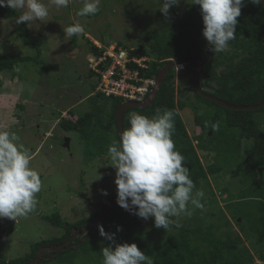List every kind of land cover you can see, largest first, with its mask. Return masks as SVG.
<instances>
[{
	"label": "rangeland",
	"instance_id": "rangeland-1",
	"mask_svg": "<svg viewBox=\"0 0 264 264\" xmlns=\"http://www.w3.org/2000/svg\"><path fill=\"white\" fill-rule=\"evenodd\" d=\"M42 2L49 9L48 16L42 21L17 24L16 18L0 17V57L7 54L31 56L36 57L38 63L35 65L30 60L15 69L0 72V131L14 133L18 137L17 145L28 152L30 167L38 172L42 181L41 190L35 197L37 203L34 210L0 229V251L7 259L23 256L30 251L33 243L63 233L44 215L57 211L64 219L75 222L94 215L111 195L117 196L114 183L116 170L110 165L108 153L93 156L95 147L92 144H88L79 133H66L59 126L58 118L67 116V111L78 114L89 109L87 96L95 79L88 73L89 67L94 66L96 61L90 53L87 38L98 47H104L99 41L104 39L110 46L117 47L119 43L124 48H136L141 43L149 45L148 37L156 31L167 36L178 21L188 15L193 20L189 30L194 35H197V26L203 21L200 6L194 4L195 0H180L178 5H173L176 13L169 9L167 17L159 11L161 0H100L99 14L84 17L77 15L84 6V0H69L66 8H57L50 0ZM17 12L22 14V10ZM76 23L83 26L84 32L71 40L66 39L64 29ZM201 42L206 59L223 52L230 55L235 49L230 42L225 51L214 53L209 50L204 37ZM175 67V84L178 87L183 71ZM176 93L178 110L205 168L217 162L224 167L220 172L209 173L201 180L199 189L194 191V194L196 191L203 192V197L199 198L202 207L189 204L191 214H181L175 217V222L204 228L213 224V231L220 233L231 230L234 236L241 237L254 258L253 262L246 264H264V240L258 241L259 226L252 229L250 222L261 218L256 197L261 199L264 184L262 181L254 184L258 176L252 168H245L237 177L232 174L236 164L246 156L244 148L250 147L253 141H243L240 158L236 147L232 146V139L228 140L226 136L216 137L220 147L231 149L223 158L217 160L215 153L202 152L196 139L201 134V128L194 124V117L199 115L202 122H206L210 114L207 104L201 102L200 107L192 108L190 100H194L193 91L186 96L178 88ZM77 116L72 118L76 120ZM254 118L264 129V111L255 112ZM220 123L223 121L217 124L221 128ZM113 134L108 136L110 144L116 142ZM67 137L70 148L65 146ZM243 205L251 215L238 225L233 215L236 207ZM141 219L143 237L135 244L152 262L156 241V230L151 226L154 218ZM261 231L264 232V227ZM109 242L100 236L97 229L90 238L85 239L84 236L75 242L76 246L46 257L43 264H71L73 261L74 264H102L101 249ZM245 253L247 257L248 253Z\"/></svg>",
	"mask_w": 264,
	"mask_h": 264
},
{
	"label": "trees",
	"instance_id": "trees-1",
	"mask_svg": "<svg viewBox=\"0 0 264 264\" xmlns=\"http://www.w3.org/2000/svg\"><path fill=\"white\" fill-rule=\"evenodd\" d=\"M170 10L176 13L173 6L170 7ZM99 12L90 16H96ZM18 16L17 10L0 7V17L12 19ZM192 21L191 16L188 15L186 18L179 20L167 36L156 31L148 37L149 45L141 43L136 48L129 47L130 56H147L152 59L147 62V69L141 68L133 62L128 66L133 70L137 69L140 77L151 78L157 76L172 60L200 59L202 66L198 80L205 93L238 106L262 103L264 101L263 3L256 5L251 3L250 0H245L244 6L241 8V15L237 18L236 38L231 41L235 49L230 55L223 52L211 59L204 58L201 42L203 38V21L197 26V35L192 34L189 30V25L193 23ZM86 41L93 58L98 59L104 54V49L95 45L91 39L87 38ZM99 41L104 46L110 45L104 39ZM30 44L36 46L34 43ZM118 45L120 44L118 43ZM37 47L39 49L38 45ZM30 60L34 61L35 65L38 64L36 57L14 54L3 55L0 57V72L5 69H15L20 64ZM110 61L111 58H108L107 61L100 63L98 69L105 70ZM87 66L89 67L88 60ZM41 67H45V65ZM42 69L44 70V68ZM193 69L194 66L192 64L184 66L178 87L175 84V70L174 68L170 69L164 81L160 84L158 93L151 105L143 108L129 107L125 110L123 128L127 129L130 126L129 113L135 112L151 118L156 114L157 109L173 110L175 113V128L172 140L175 143V149L185 158L184 165L189 169V177L195 184L194 191L199 189L203 178H206L209 173L220 172L224 165L217 162L205 168L197 147L193 144V140L187 131V126L178 110L176 104L177 89L180 88L181 92L186 96L187 94L189 95V91H193L194 100L190 98V103L193 104L192 108H198L200 107L199 104L204 102L210 112L207 115L206 122H202V117L199 115L194 117V124L202 130L201 134L196 137L199 149L204 153H215L217 160H219L223 158V155L229 153L231 149L220 147L217 144L216 137L226 136L228 140L232 139V146L234 145L233 148L236 147V152H238L240 158L243 141L252 140V145L244 148L245 158L236 164L232 174L237 177L245 168H252L258 176L254 184L257 185L261 181L264 184V129L260 128L259 122L254 118V113L264 111V106L257 110L229 109L201 96L192 80ZM88 75L93 76L95 79L91 86V93L87 96L89 109L82 110L78 114L72 110L67 111L69 114L59 117L58 120L59 126L66 133H79L81 138L85 139L88 144H92L91 146L95 147L93 156H97L108 153L109 146L113 144L108 141L110 134L114 133L113 136L116 142L119 141L117 111L123 100L95 92L100 73L89 67ZM72 115H78L77 119L74 120ZM220 120L223 121V123H220L222 124L221 128L219 125L217 126ZM259 168H263L262 177H260ZM261 196L263 197L264 194L260 193ZM115 197L116 195H111L94 215L81 218L75 222H69L64 219L60 212L57 211L44 215L43 217L55 228L63 231L62 235L33 243L30 251L18 258L7 259L0 251V264H28L37 256L41 248L64 243L73 234L74 229L82 228L83 232L84 227L90 225ZM262 197L261 199L258 196L256 197V201H259L257 210L261 218L250 220L252 229L257 228L256 226L260 227H258L257 232L259 234L258 241L260 242L264 240V232L261 231L262 227H264V200ZM245 207L246 205L236 207L237 211L234 213L233 218L238 225H241L244 218L251 215H249L248 209L246 210ZM239 218L241 221H239ZM171 219L172 224L167 231L163 228L158 229L154 226V222L151 223V226L155 227L156 230L155 249L151 264H246L253 262L254 258L251 257L252 255L243 244L241 237L238 235L234 236L233 231L224 230L221 233L213 231V224L208 228L200 225L188 227L175 222V217ZM99 225L104 227L105 232L115 233L117 243L127 242L132 244L139 242L140 237H143L144 225L142 219L126 211L118 204L110 210ZM118 226L120 228L119 231H117ZM97 229L98 227L93 231L84 232V236L87 234L90 238ZM171 229L175 231L171 232ZM80 239L76 238L74 242H78ZM245 252L248 253L247 257L244 256V254L246 255ZM51 254L45 253L38 264H43L44 259L46 257L49 258ZM74 263L75 261L71 264Z\"/></svg>",
	"mask_w": 264,
	"mask_h": 264
},
{
	"label": "clouds",
	"instance_id": "clouds-1",
	"mask_svg": "<svg viewBox=\"0 0 264 264\" xmlns=\"http://www.w3.org/2000/svg\"><path fill=\"white\" fill-rule=\"evenodd\" d=\"M50 2L57 8H66L69 4V0ZM244 2L195 0L194 4L200 6L202 15V35L210 51L223 52L236 38L237 18L241 15ZM250 2L260 5L262 0ZM99 3L100 0H84V6L77 15H94L99 10ZM179 3L180 0H161L159 11L167 17L170 7ZM0 7L22 10V14L16 17L17 24L42 21L49 14L42 0H0ZM83 32L84 28L79 23L64 29L68 40ZM124 49L129 50V47ZM185 65L180 64L177 68L183 71ZM174 118V111L168 109H157L151 118L129 113L130 126L122 130L119 141L108 148L110 165L116 170L114 183L117 186V204L144 220L154 218V226L165 231L172 224V217L191 214L189 204L196 208L202 207L199 198L204 195L202 191L194 194L195 184L189 177V169L184 165L185 158L175 149L172 140ZM17 139L14 133L0 131V218L12 220L26 217L34 210L36 194L42 187L40 175L30 167V156L17 145ZM97 227L100 236L111 242L101 249L102 264H151L148 256L135 243H117L115 233L105 232L102 225Z\"/></svg>",
	"mask_w": 264,
	"mask_h": 264
},
{
	"label": "built area",
	"instance_id": "built-area-1",
	"mask_svg": "<svg viewBox=\"0 0 264 264\" xmlns=\"http://www.w3.org/2000/svg\"><path fill=\"white\" fill-rule=\"evenodd\" d=\"M104 48V54L94 59L96 64L91 66L93 70L100 73L96 91L106 96L121 98L123 102H144L150 95L156 84V77H140L137 69H131L128 65L135 63L139 67L147 69V56H130V52L122 47H100ZM111 58L105 70L98 69V65ZM91 61V60H90Z\"/></svg>",
	"mask_w": 264,
	"mask_h": 264
},
{
	"label": "water",
	"instance_id": "water-1",
	"mask_svg": "<svg viewBox=\"0 0 264 264\" xmlns=\"http://www.w3.org/2000/svg\"><path fill=\"white\" fill-rule=\"evenodd\" d=\"M263 6H264V0H262ZM192 64L194 66V69L192 71V80L194 82V85L196 87V90L199 92V94L205 98L210 99L211 101L229 108V109H242V110H257L260 109L264 106V101L260 104L257 105H247V106H238V105H233V104H229L227 102H225L224 100L215 97L213 95L207 94L205 93L200 84H199V71L201 69L202 66V62L200 59H178V60H173L171 62H169L158 74V76L156 77V85L153 87L151 94L149 95V97H147V99L144 102H136V101H129V102H124L120 105L118 111H117V117H118V129H119V135L120 132L122 130H124L123 128V115L124 112L127 108L129 107H138V108H143V107H147L149 105H151L153 103L154 98L156 97L157 93H158V89L160 87V84L164 81L167 73L170 71V69L174 68L175 66H178L180 64ZM70 139L67 137L66 141H65V146L70 148ZM262 170L263 168H259V173L260 176L262 177ZM117 196L108 203V205L105 207V209L102 211V213L88 226L84 227L83 232H87V231H93L95 228H97V226L105 219V217L107 216V214L110 212V210L117 204L116 202ZM10 222H14V220L9 219V218H3L0 220V229L2 228V226L10 223ZM82 232V233H83ZM80 234V233H79ZM78 234V235H79ZM75 235L71 236L67 241H65L62 244L57 245L56 247H51V248H43L41 249L37 256L28 264H38L40 263L42 257L44 256L45 253H52L50 257L54 256V254H58L60 251L65 250L71 246H76L77 244H74L72 241L75 239ZM87 234L85 235V239L87 238ZM58 250V251H57Z\"/></svg>",
	"mask_w": 264,
	"mask_h": 264
},
{
	"label": "flooded vegetation",
	"instance_id": "flooded-vegetation-1",
	"mask_svg": "<svg viewBox=\"0 0 264 264\" xmlns=\"http://www.w3.org/2000/svg\"><path fill=\"white\" fill-rule=\"evenodd\" d=\"M201 132H202V130H201ZM80 233V234H79ZM79 234V235H78ZM62 235V234H61ZM73 235H75L76 237H75V239L78 237V238H82L83 236H84V232L82 233V228H78V229H74L73 230V234L71 235V236H73ZM70 236V237H71ZM74 239V240H75ZM74 240L72 241L74 244H76L75 242H74ZM62 244V243H61ZM57 245H54V246H48V247H44V248H51V247H56ZM41 249H43V248H41Z\"/></svg>",
	"mask_w": 264,
	"mask_h": 264
},
{
	"label": "crops",
	"instance_id": "crops-1",
	"mask_svg": "<svg viewBox=\"0 0 264 264\" xmlns=\"http://www.w3.org/2000/svg\"><path fill=\"white\" fill-rule=\"evenodd\" d=\"M37 150H38V149H37ZM37 150H36V151H37Z\"/></svg>",
	"mask_w": 264,
	"mask_h": 264
}]
</instances>
